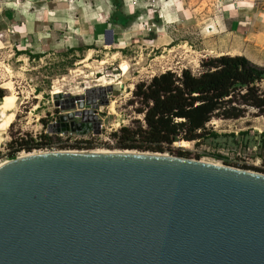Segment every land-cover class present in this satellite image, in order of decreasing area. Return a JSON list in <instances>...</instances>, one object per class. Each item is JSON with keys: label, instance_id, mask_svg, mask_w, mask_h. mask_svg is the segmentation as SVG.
Segmentation results:
<instances>
[{"label": "water", "instance_id": "obj_1", "mask_svg": "<svg viewBox=\"0 0 264 264\" xmlns=\"http://www.w3.org/2000/svg\"><path fill=\"white\" fill-rule=\"evenodd\" d=\"M85 106L98 98H72L50 132H99ZM0 264H264V174L152 152L27 153L0 168Z\"/></svg>", "mask_w": 264, "mask_h": 264}, {"label": "rangeland", "instance_id": "obj_2", "mask_svg": "<svg viewBox=\"0 0 264 264\" xmlns=\"http://www.w3.org/2000/svg\"><path fill=\"white\" fill-rule=\"evenodd\" d=\"M118 2L124 13L136 17L128 28L110 22L114 0H0V87L8 94L10 86L17 96L15 119L0 134V163L39 152L22 149L10 156L18 146L12 142L39 140L42 133L52 136V151L142 152L118 147L113 136L142 118L135 112L138 105L130 103L137 83L168 70L188 68L197 74L202 60L221 54L242 53L264 61V28L260 36L247 35V30H230L225 22L233 4L264 11V0ZM89 50L91 57L85 60ZM84 95L98 98L97 107H85L98 115L100 131L50 132L60 116L73 110L72 98ZM76 104L75 112H83ZM208 129L217 135L199 143L177 142L172 148L189 152L184 158L264 174V150L258 144L264 116L251 109L237 120L213 119ZM247 130L250 135L241 138L240 132ZM246 165L260 170L242 168Z\"/></svg>", "mask_w": 264, "mask_h": 264}, {"label": "trees", "instance_id": "obj_3", "mask_svg": "<svg viewBox=\"0 0 264 264\" xmlns=\"http://www.w3.org/2000/svg\"><path fill=\"white\" fill-rule=\"evenodd\" d=\"M114 2L116 10L110 22L128 28L136 17L124 13L118 0ZM201 67L197 74L188 68L168 70L137 83L130 103L138 105L135 112L142 118L113 134L118 147L189 157V152L176 151L172 146L177 142L199 143L217 135L208 129L213 119L237 120L251 109L256 110V116H264V65L245 55L223 54L202 60ZM5 95L0 87V102ZM250 132L241 131L239 135L244 139ZM258 135V144L264 150V130ZM14 143L18 146L10 153L12 158L22 149L32 152L51 148L52 136L42 133L39 140L23 138L12 146ZM242 168L260 170L247 165Z\"/></svg>", "mask_w": 264, "mask_h": 264}, {"label": "crops", "instance_id": "obj_4", "mask_svg": "<svg viewBox=\"0 0 264 264\" xmlns=\"http://www.w3.org/2000/svg\"><path fill=\"white\" fill-rule=\"evenodd\" d=\"M225 17H226L225 22L228 24V26L230 24L231 26L230 30L232 31L241 30L243 32L244 31L246 32L247 30V35H250V33H252V35L260 36L261 34L259 33V31L264 28V24H263L264 11L261 10H253L251 8L249 9L240 8L236 4H233V6L225 12ZM236 55H244V54L238 53ZM251 61L259 65H264V61H258L252 59Z\"/></svg>", "mask_w": 264, "mask_h": 264}, {"label": "bare ground", "instance_id": "obj_5", "mask_svg": "<svg viewBox=\"0 0 264 264\" xmlns=\"http://www.w3.org/2000/svg\"><path fill=\"white\" fill-rule=\"evenodd\" d=\"M168 15V14H167ZM92 50H89L87 57L85 60H88L91 57ZM105 85H108L109 82L107 80L104 82ZM8 86V85H7ZM134 88V85H132V89ZM8 89V88H7ZM11 92L6 94L4 98L0 102V134L6 133L7 129L12 125L14 119H15V108H16V103H17V96L13 91L11 90L10 86L9 89ZM93 97V96H92ZM3 104V105H2ZM86 118L87 120L91 118L93 120L92 113L89 111L86 112ZM94 121V120H93ZM95 153L98 154H118V153H130V152H137V151H108V150H97L94 151ZM159 155V154H156ZM27 155H19L18 157H24ZM12 159H8L6 161H3L0 163V168L9 162H11ZM218 164V163H217Z\"/></svg>", "mask_w": 264, "mask_h": 264}, {"label": "built area", "instance_id": "obj_6", "mask_svg": "<svg viewBox=\"0 0 264 264\" xmlns=\"http://www.w3.org/2000/svg\"><path fill=\"white\" fill-rule=\"evenodd\" d=\"M76 103H78V102H76ZM74 114H75V119H77V118H82V116H78L77 115V112H75L74 111ZM74 132H69L68 134H73ZM52 147L51 148H45V149H39L38 151L40 152V151H52ZM55 151V150H54Z\"/></svg>", "mask_w": 264, "mask_h": 264}]
</instances>
